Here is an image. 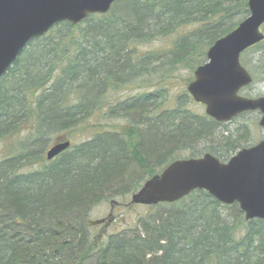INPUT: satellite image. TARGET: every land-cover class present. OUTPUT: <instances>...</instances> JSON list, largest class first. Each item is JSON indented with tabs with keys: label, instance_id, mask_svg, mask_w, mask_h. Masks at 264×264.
Returning a JSON list of instances; mask_svg holds the SVG:
<instances>
[{
	"label": "trees",
	"instance_id": "trees-1",
	"mask_svg": "<svg viewBox=\"0 0 264 264\" xmlns=\"http://www.w3.org/2000/svg\"><path fill=\"white\" fill-rule=\"evenodd\" d=\"M249 16L248 0H120L107 15L33 40L0 80V144L10 145L0 161V264H264V220L246 222L238 204L206 191L150 207L135 228L101 241L87 226L97 205L127 200L201 141L208 147L191 157L232 158L236 143H216L222 125L191 111L189 94L163 105L176 71L205 64ZM174 35L163 54L137 52ZM80 133L46 163L51 141ZM34 163L44 168L20 174Z\"/></svg>",
	"mask_w": 264,
	"mask_h": 264
},
{
	"label": "water",
	"instance_id": "water-1",
	"mask_svg": "<svg viewBox=\"0 0 264 264\" xmlns=\"http://www.w3.org/2000/svg\"><path fill=\"white\" fill-rule=\"evenodd\" d=\"M120 0H0V79L18 61L35 39L42 38L55 25H79L90 15H106ZM250 16L208 50V62L199 66L187 88L194 102L205 106V114L217 123H229L243 113L258 111L264 129V98L247 99L239 93L253 83L241 64V54L264 40V0H248ZM59 141L48 151L47 161L58 158L71 147ZM206 191L223 205H239L245 220H264V140L239 151L227 163L205 154L202 158L180 159L169 164L131 195L129 206L174 204L193 191ZM106 219L87 222L103 225L97 240L115 222L117 201ZM114 205V206H113Z\"/></svg>",
	"mask_w": 264,
	"mask_h": 264
},
{
	"label": "rangeland",
	"instance_id": "rangeland-1",
	"mask_svg": "<svg viewBox=\"0 0 264 264\" xmlns=\"http://www.w3.org/2000/svg\"><path fill=\"white\" fill-rule=\"evenodd\" d=\"M192 28H185V30H181L179 32H188ZM262 31L264 32V26L262 27ZM177 35H174L172 37H167L162 39H157L156 41H153V43L140 47L137 52L141 55L142 53L147 52H156L159 54H163L166 52L167 49H169L172 44L175 41V37ZM263 52H264V43L262 45L253 48L252 50L244 53L242 55V63L244 65V68L252 75L253 79L255 80L253 85L250 87L242 89V92H240L241 97H245L248 99H257L259 97H264V58H263ZM191 65V64H189ZM184 66L178 69L176 71L175 75L170 79V85L169 90L167 92L168 96L166 98V101L164 103L165 109L170 108L173 109L176 107V98L177 95L182 94L183 92L187 93V86L188 82H190L193 78L194 70L189 66ZM192 66V65H191ZM193 67V66H192ZM160 86L164 85L163 83H159ZM149 84H144L143 87H133V89H125L122 90V92H119V94L115 97L113 96V100H117L119 98H131L134 95H138L140 92L144 91L146 92L148 90ZM189 109L193 111L197 115H205V106L201 104H195L193 101L189 103ZM188 109V110H189ZM262 117V114L258 111L245 113L242 116H239L231 123L222 124V127L214 134V138L217 141L216 143L219 144L224 139H227L231 141L232 143H236L237 150L231 154V157L234 156L239 150L249 148L256 146V144L262 140H264V129H262L259 126V121ZM117 126H123L124 121H118L114 120L112 125ZM27 128V126L24 127V129ZM86 134H78L72 137H69L74 144L81 143V140L85 139ZM18 139V138H17ZM16 139V140H17ZM21 139V137H20ZM59 138L51 141V144L48 146V148L44 152V156L46 151L51 147L52 144ZM15 141V140H14ZM14 144V143H13ZM9 142H4L0 144V161L7 156V152L9 151ZM218 146V145H216ZM213 146V147H216ZM208 145L201 141L200 143L193 145L190 150H182L179 152V156L181 155L182 158H190L191 154H199L201 152H204ZM38 165V166H37ZM44 167L42 164L34 163L33 165H27V167H24L21 171V175H27L30 173L38 172L39 170H42ZM118 200L120 203L124 202L125 204L127 201H129V198L127 200L116 198V201ZM118 202L119 205L114 206V217L115 222L111 224L108 228V236H114L121 232H126L132 228H135L137 225V221L141 215H144L146 213H149V208L143 207V206H122ZM123 204V203H122ZM112 209V204L109 203V201H105L95 207V209L91 212L90 218L91 220L95 219H103L106 218V216L110 213ZM96 231L94 232L95 236L98 232L101 231L100 228H95Z\"/></svg>",
	"mask_w": 264,
	"mask_h": 264
}]
</instances>
